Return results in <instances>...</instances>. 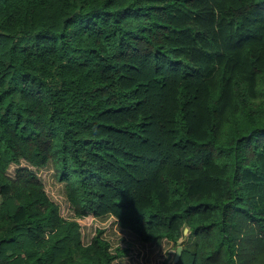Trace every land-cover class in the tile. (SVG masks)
Wrapping results in <instances>:
<instances>
[{"label": "trees", "instance_id": "obj_1", "mask_svg": "<svg viewBox=\"0 0 264 264\" xmlns=\"http://www.w3.org/2000/svg\"><path fill=\"white\" fill-rule=\"evenodd\" d=\"M263 173L264 0H0V264H264Z\"/></svg>", "mask_w": 264, "mask_h": 264}, {"label": "rangeland", "instance_id": "obj_2", "mask_svg": "<svg viewBox=\"0 0 264 264\" xmlns=\"http://www.w3.org/2000/svg\"><path fill=\"white\" fill-rule=\"evenodd\" d=\"M49 174H51V172L49 171ZM263 175H264V173H263ZM264 180V179H263ZM48 192H49V194H50V196L51 195H54V199L59 203V195H57L56 194V191H54L53 190V188H52V185L51 186H49V190H48ZM257 198H259V197H257ZM263 200H264V196H263V198H262ZM258 201L260 200V199H257ZM165 250V249H164ZM147 252H148V257H151V250L150 249H148L147 250ZM169 253L172 255V257L174 256V254H175V251H173V250H170L169 251ZM138 254H135V257L136 258H141V255L138 257L137 256ZM152 255H156L155 254V252L152 254ZM135 261V260H134ZM136 261H137V259H136ZM154 262L149 258V260L147 261V263L146 264H153ZM130 264H133V258L131 259V261H130Z\"/></svg>", "mask_w": 264, "mask_h": 264}, {"label": "water", "instance_id": "obj_3", "mask_svg": "<svg viewBox=\"0 0 264 264\" xmlns=\"http://www.w3.org/2000/svg\"><path fill=\"white\" fill-rule=\"evenodd\" d=\"M187 234H188V229L185 228V229H184V238H183L182 241H185V240H186V238H187ZM182 241H181V242H182ZM181 252H182V247H181V246H178V247L176 248V251H175V254H174V257H173V261H172L173 264H176V263L178 262V260H179V258H180V256H181Z\"/></svg>", "mask_w": 264, "mask_h": 264}]
</instances>
